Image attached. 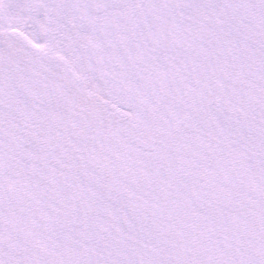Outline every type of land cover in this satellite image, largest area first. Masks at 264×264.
I'll return each instance as SVG.
<instances>
[{"label": "snow or ice", "instance_id": "snow-or-ice-1", "mask_svg": "<svg viewBox=\"0 0 264 264\" xmlns=\"http://www.w3.org/2000/svg\"><path fill=\"white\" fill-rule=\"evenodd\" d=\"M0 264H264V0H0Z\"/></svg>", "mask_w": 264, "mask_h": 264}]
</instances>
